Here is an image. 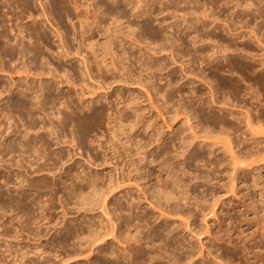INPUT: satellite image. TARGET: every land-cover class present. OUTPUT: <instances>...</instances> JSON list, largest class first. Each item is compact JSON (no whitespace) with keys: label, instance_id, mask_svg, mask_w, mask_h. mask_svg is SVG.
<instances>
[{"label":"bare ground","instance_id":"bare-ground-1","mask_svg":"<svg viewBox=\"0 0 264 264\" xmlns=\"http://www.w3.org/2000/svg\"><path fill=\"white\" fill-rule=\"evenodd\" d=\"M84 1L90 3V10L84 8L81 0H0V76L7 77V80H0V162L9 168L13 165L24 168V176L19 173L16 176L27 184L29 190L31 188L40 193L51 190L46 202L41 198L31 201L33 198L28 199L30 196L26 197L22 192V195H11L9 199L6 195L7 200L4 199L5 195L3 198L0 196V212L5 214L12 209L17 211L18 218L25 217L24 221L19 220V226L16 224L19 227L17 232V228L14 231L16 237L26 230L29 236L35 235V243L52 229H59V233L64 231V234L60 233L63 236L58 235L60 238L53 235L55 239L58 238L56 241H53L54 238L47 241L51 249L55 245L66 256L68 261H60L56 257L62 264L71 262L70 260L73 262L74 258L78 264L86 253L96 250L98 255L88 258V254L86 264H236L234 259L238 257L244 264H264V215L254 214L255 204L246 205L244 201L245 210L233 206L236 217L227 215L228 223L225 221L217 224L219 227H212L210 220L206 219L209 214L216 219L217 206L224 203L218 199L221 198V194H217L218 190L236 195L240 184L247 183L246 188L250 187V176L254 178L255 187L259 186L262 178L261 174L258 177L253 175L254 168L246 169L244 166L258 163L264 165V0ZM109 2L110 5L124 3L126 6L116 9ZM140 2H143L141 6ZM127 6L133 10L129 11L131 14ZM211 6L220 10L216 8L217 12H214V8H209ZM102 7L104 12H100L99 8ZM231 9L234 12H229L233 11ZM100 14L109 15L110 18L105 19ZM99 15L101 20L111 19V23L118 25L111 28L109 25L106 27V23L101 25L103 23L100 22ZM161 15L163 21H160ZM64 16L71 22L77 20L79 30L75 23L71 30L66 26L59 28L50 23L54 21L61 25L59 20ZM131 16L144 19L136 25L139 34H135V25L134 30L132 25L131 28L128 26L133 31L124 26L127 23L123 21L128 18L131 22ZM168 16L175 20L168 22ZM155 20L159 21L158 25L154 24ZM48 23L57 33V43L55 39L52 40L55 31L48 28ZM98 28L106 29L104 33L107 39L104 38L106 43L104 41L103 46L91 42V36H95L94 31ZM78 35L81 44L79 39V46L75 47L73 40ZM53 41L56 44L54 48L57 47L58 51L53 50ZM82 45L87 51H91L94 62L82 53ZM118 48H121L120 53ZM128 49H136L142 53L139 62L140 69H143L139 74L133 72L135 67L130 62L133 56L127 57ZM162 54H166L167 59ZM77 57H81V64L86 71L83 77L87 75V79L93 81L92 64H95L99 77L102 76L99 79H104L103 83L109 75L108 78L111 77L114 82L116 80V83L118 78L119 81L123 78L127 82L131 80L132 83L144 85L141 86L143 88H150L155 92L147 90L150 104H141L139 96L134 99H131L133 96L122 98L121 93L115 101H110L109 93L106 92L102 100L98 99L101 103H107L99 106H106H100L96 111L94 107L98 104L93 103L98 96L94 98L96 101L91 99L92 104L73 105V101L64 95L59 83L65 85L66 81L73 86L76 81L72 76L76 73L73 71L71 76L65 72L63 75L58 70L60 65H57L64 59L73 61ZM53 59L58 62L56 66ZM179 62V70L172 68V64L177 65ZM13 73H18L17 77L21 80V75H25L26 79L40 77L42 83L39 87L30 81L17 83ZM46 74L48 78H41L46 77ZM164 79L167 80V85L160 84L157 87ZM196 81L208 84L209 91L206 92ZM89 83L82 85V91L92 89ZM186 89L189 92L185 93ZM154 95L155 98L161 97L162 104H155ZM85 110L93 111L95 115H88L84 119L76 116L78 111ZM152 111L162 118L163 125L156 115L148 116ZM180 116L184 118H179ZM94 119L107 121L112 135L110 149L116 155L115 158L118 154L117 159L126 155V165L130 168L126 166L128 174L125 175L126 171L123 177L119 173L116 177L107 174L109 178L106 177L105 181L104 173L93 175L84 169L74 171V164H71L67 172H61L67 173V176H62L57 181L47 179L45 175L51 174L58 165L65 164L66 157L70 156L60 147L63 142L58 134L54 136L55 129H58L57 132H64L68 125L81 127ZM177 120L183 121L182 126H175L176 131L172 130V136H168L164 126L167 125L168 128L170 121L172 123ZM48 124L51 127H47ZM20 127L24 128L25 134L13 138L22 133ZM140 131L143 132L142 135ZM31 132L38 135L31 136ZM147 133L149 135L145 136ZM44 134H48L49 138ZM51 139L56 140L55 145L62 148L61 151H53ZM176 143L180 146L177 147ZM152 146L155 147L151 150ZM112 159L109 157L108 161H113ZM106 161L105 163L108 162ZM200 164H203L201 168L206 166L205 170L200 169ZM207 167L210 171L206 170ZM160 171L166 173L165 180L159 174ZM9 173L12 175L13 170ZM225 177L229 178V183L222 182ZM10 183V177L5 178V186ZM132 186L139 191L136 197ZM86 187L89 190L86 191ZM126 187H130V190H126ZM210 192L215 198L211 197L214 200L213 203L210 201L211 204L208 198V201L205 199V194L208 196ZM59 193L64 194V199L61 198L60 202L63 211L58 210ZM119 193L129 195V201L126 199L128 196L124 195L125 202L128 201L126 204L120 197H116L111 203L112 198ZM72 204L75 205L74 209L87 214L101 209L103 220L99 219L101 221L98 222L91 215V218L85 216L83 221L75 218L73 223H69L66 212L73 207L68 208ZM144 204L149 205L153 211L147 208L144 210ZM155 210L162 212L161 219L156 216ZM56 211L63 214L62 219L57 216L58 221ZM164 213L168 216L178 215L183 219H162L166 216ZM250 214L255 216L249 217ZM199 215L203 217L201 220L203 219L204 225L199 223ZM33 225L34 228L31 227ZM45 225L49 229L40 231ZM6 228L3 234L0 233L1 237L10 236L11 233L13 239L16 238L15 233ZM188 233L190 238L186 236ZM209 238L219 241V248L214 249L212 246L215 245H211ZM17 240L16 238L14 243H19ZM38 242L33 247L36 251H31L33 254L28 253L31 249L26 252L17 244L19 249L16 250L13 244V251L20 252L17 259L11 246L5 248L0 253V264H4L9 257L14 261L9 262L10 264H16V261L17 264L56 263V259L52 261L46 252L42 254L47 258L40 254V257L29 259L36 252L39 255L40 249L43 251L42 242ZM114 242L126 245L124 250H120ZM221 242H228L232 247H227L219 254L226 247H222ZM4 243L9 245L6 241ZM28 244L31 247L29 242ZM26 246L27 249L28 245ZM41 258L44 260L40 261Z\"/></svg>","mask_w":264,"mask_h":264},{"label":"rangeland","instance_id":"rangeland-1","mask_svg":"<svg viewBox=\"0 0 264 264\" xmlns=\"http://www.w3.org/2000/svg\"><path fill=\"white\" fill-rule=\"evenodd\" d=\"M147 1H149V0H147ZM86 1H82L81 0V3L83 4V6H84V8H89V2H86ZM149 2H151V0L149 1ZM110 3L111 2H109V5H110ZM121 5H110L111 7H116V9H118V7L119 8H121V9H123V8H125V7H123L124 5L126 6V4H122V3H120ZM143 4V2H140L139 3V5L141 6ZM92 5V4H91ZM95 5V4H94ZM97 5V4H96ZM95 5V6H96ZM211 4H209V6H210ZM113 7V8H114ZM128 7V6H127ZM154 8V7H153ZM212 11H216V8L218 9V11L220 10L218 7H216V6H211V7H209ZM91 9H92V6H91ZM100 10V12H104L105 10H103L104 8L102 7V8H99ZM128 9V12L129 11H132L133 12V10L131 9V7H128L127 8ZM89 10H90V8H89ZM231 10H233V9H231ZM214 11V12H215ZM217 12V11H216ZM229 12H234V10L233 11H229ZM130 14H131V12H129ZM106 14V13H105ZM104 14V15H105ZM101 15V14H100ZM99 15V20H100V22L101 23H103V24H101V25H105V23L107 24V25H105L106 27H108V25L110 26V28L111 27H113V26H117V25H114V24H116V23H114V22H112L111 23V19H108L107 21L105 20L106 18L105 17H107V18H110V16L108 15V16H103V15H101V16H103V18H105L104 20H101V16ZM166 14H164V16H165ZM132 17V18H131ZM131 17H129V18H131V22H129V20H128V18H127V20L125 19L124 21H123V23H127V25L126 24H124V26H125V28L126 27H128L129 25V27L131 28L132 26V29L137 25L138 26V24H140L139 22H143L144 21V19L143 18H140V20L139 19H136V18H134L133 16H131ZM163 17V15H161V16H159V18L161 19ZM172 16H168L167 17V21L168 22H172V21H174L172 18H171ZM102 18V19H103ZM136 19V20H135ZM112 20H113V18H112ZM60 24L61 25H59L58 23V25L56 24V22H50V23H54V26H58L59 28L63 25V26H66V27H68V29L70 28V30L72 29V25L74 24L77 28H78V30H79V24H78V22H77V20H73V22H71L69 19H67V17H65L64 16V18H61L60 20ZM103 21H106V22H103ZM160 21H163L162 19L160 20ZM158 22L159 21H157L156 22V20L154 21V24H156V25H158ZM29 23H31V22H29ZM50 23H48V25L50 24ZM109 23V24H108ZM137 23V24H136ZM110 24H113L112 26L110 25ZM47 25V24H46ZM53 25V24H52ZM132 25V26H131ZM135 25V26H134ZM104 26V27H105ZM136 26V28H137V30H135L136 32H135V34H139V29H138V27ZM52 27V26H51ZM50 27V25L48 26V28L53 32V31H55V29L52 27L51 28ZM103 27V26H102ZM128 27V28H129ZM128 28H127V30H128ZM129 28V30L131 31L132 29H130ZM135 28V29H136ZM103 29V30H102ZM61 30V29H60ZM104 30H106V29H104V28H101V29H96L95 31H94V35L95 36H91V42L92 43H94V44H96L97 43V45H99V46H103L104 44H103V42L104 43H106V40L104 39V38H106V34L104 33L105 31ZM134 30V29H133ZM132 30V31H133ZM100 31V32H99ZM102 31H103V34H102ZM138 32V33H137ZM57 35V33H56V31L54 32V35ZM100 34H102V35H100ZM52 36V40H54L56 43L59 41L58 40V37L57 36ZM103 36V37H102ZM77 38V39H76ZM72 39V38H71ZM74 39V38H73ZM76 39V40H75ZM75 39L73 40L74 41V45H75V47H77V46H79V42L81 41V38H80V36L78 35V36H76L75 37ZM80 39V40H79ZM107 39V38H106ZM79 40V42H77ZM54 41H53V50L55 49L56 51H58V49H57V47L56 48H54V46H56V44L54 43ZM94 41V42H93ZM99 42V43H98ZM59 44V43H58ZM80 44H81V42H80ZM87 45L86 46H88V42L86 43ZM83 46V45H82ZM153 46V45H152ZM84 47V48H83ZM83 47H81L82 48V53L83 54H85L88 58H90V61H92V62H94L93 60H94V58L92 57V54H91V51L88 49V51L86 50V48H85V46H83ZM127 47H129V44H128V46ZM119 49V53H120V49L121 48H118ZM54 50V51H55ZM117 50V49H116ZM117 52V53H118ZM128 52H129V54L127 55V57H129V55H131V56H133V58H131V56H130V62H131V64H133V66L135 67L134 68V71L133 72H135L136 74H139L140 73V71L142 72V70L141 69H143V67L140 69V67H141V63L139 62V57L142 55V53H139V51H137L136 49H128ZM138 52V53H137ZM136 54V56H135V54ZM46 54H48L47 53V51H46ZM134 54V55H133ZM50 55V54H49ZM136 58H135V57ZM162 56H164V59H167V55L166 54H162ZM52 57L53 56H51V58L50 59H52ZM81 57H77L76 59H74L73 61H69L68 59H64L62 62H56L57 60L56 59H53L52 60V62H53V64L56 66V64L58 63V65H57V67H59V65H60V69L58 68V70H59V73H63V75L64 74H66V73H70L69 75H71L72 76V72L74 71L75 73H76V75L75 76H72V78H74V82H75V84L72 86L71 84H69V83H66V81L64 82V84L65 85H63L62 83H59L60 84V86H59V84H58V86L61 88V89H63L64 90V95L70 100H72L73 101V105H76V106H78L79 104H92V102H91V99H96V96H98L97 97V101H98V103H96L97 101L94 99V101H96L95 103H93V104H98V105H96L95 107H94V110L96 111V110H98L99 108H101V107H103V106H106V105H103V106H99V104H107V103H101V102H99V100L98 99H100V100H102V97H104L105 95H106V92H107V94H108V97H109V100L110 101H115V99L117 98V95H119L120 93V95H121V97L122 98H128V97H131V96H133V97H131V99H134V98H136V97H141V104H142V102H143V104H150V101H148L149 100V97L147 96L149 93L148 92H154V91H151V89L150 88H147V87H141V86H144V85H141V84H138V83H132V81L131 80H129V81H131V82H127V80H124L123 78H122V80H123V82H120V81H122V80H118L117 79V83H116V80H115V82H114V79H110V78H108L109 77V75H107L106 76V78H107V80L105 81V83H106V85H105V83H103V80L102 79H99L100 77H102V76H100L99 77V72L97 71V68H96V66H95V64H92V70H93V77H94V79H93V81H91L90 79H87L88 77H87V75H85L84 77H83V73H86V71L84 70V66H82V64H81V59H80ZM138 58V59H137ZM78 59V60H77ZM93 59V60H92ZM186 59H188V58H186ZM55 60V61H54ZM80 60V61H79ZM77 61H79V62H77ZM56 62V63H55ZM138 62V63H137ZM137 68V69H136ZM172 68H177L178 70L180 69V62H179V64H177V65H173L172 64ZM65 69H67V70H65ZM140 69V70H139ZM132 70H133V68H132ZM69 71V72H68ZM66 72V73H65ZM14 74V75H13ZM12 75L14 76V77H16L15 78V81L17 82V83H19V82H24V83H26V82H28V81H30V83H32L33 85L35 84L36 86H38V85H40V83H42V81L40 80V77H36L37 79H26L25 78V75L24 76H22L21 75V77H22V80H21V78H19V77H17V74L18 73H13ZM82 74V75H81ZM144 74H147V72L146 73H144ZM48 74H46V77L44 76V77H41V78H48L49 76H47ZM62 75V74H61ZM120 77V76H119ZM5 78V80H7V77H1L0 76V80H2L3 81V79ZM104 78V77H103ZM105 78V79H106ZM65 79V78H64ZM98 79V80H97ZM27 80V81H26ZM102 81V82H100V81ZM112 80V81H111ZM187 80V79H186ZM185 80V81H186ZM43 81H45L46 82V79H44ZM86 81V82H85ZM91 81V82H90ZM99 81V82H98ZM125 81V82H124ZM44 82V83H45ZM50 82H52V81H50ZM87 84V83H89V84H91L92 85V89H90V90H87V92H86V90H84V91H82V89L81 88H84V87H82V85L84 86V84L85 83ZM96 82V83H95ZM111 82V83H110ZM127 82V83H126ZM166 82H167V80L166 79H164L163 81H161V83H159V86H157V87H160L161 85L162 86H166L167 84H166ZM182 82H184V81H182ZM99 83V84H98ZM104 85H103V84ZM112 83H114V84H112ZM62 84V85H61ZM81 84V85H80ZM161 84V85H160ZM196 84L198 85V84H200V85H202V88H204L205 90H206V92L207 91H209V89H210V87H209V85L208 84H206V83H204V82H199V81H196ZM34 85V86H35ZM90 85V86H91ZM96 85H97V87H96ZM104 87V88H99V87ZM39 87V86H38ZM106 87V88H105ZM191 87H192V85H191ZM188 88V87H187ZM149 89H150V91H149ZM147 90H148V92H147ZM83 92H84V94H83ZM135 92V93H134ZM187 92H189L188 91V89H186V92L185 93H187ZM16 93H17V90H15V92H14V96H16ZM138 93H139V95H138ZM155 93V92H154ZM164 93V92H163ZM82 94V95H81ZM86 94V95H85ZM131 94V95H130ZM103 95V96H102ZM13 96V97H14ZM135 96V97H134ZM85 98V99H84ZM145 98V99H144ZM154 98H155V95H154ZM158 98H160V100L158 99ZM78 99H80V100H78ZM126 99H124V100H126ZM187 99V98H186ZM189 99V98H188ZM6 100L7 99H5L4 101L6 102ZM158 100V101H157ZM162 99H161V97L159 96V97H156L155 98V104H162V101H161ZM4 101H2V104H3V102ZM160 101V102H159ZM86 102H88V103H86ZM145 102V103H144ZM113 104H115V102L113 103ZM168 104H170L169 102H168ZM171 104H174V102L173 103H171ZM223 104V103H222ZM115 107V106H114ZM114 111V110H113ZM115 112V111H114ZM95 113V112H94ZM93 113V111L92 112H90V111H88V110H85L84 112H80V111H78V113H77V117L78 118H81V119H84L86 116H90V115H92V114H94ZM95 115V114H94ZM152 115H156L157 117H158V115L156 114V112L155 111H152L148 116H152ZM161 117H158V121H159V123L161 124V125H163V120H162V118L160 119ZM179 118H184L183 116L181 117H179ZM178 118V119H179ZM168 120H169V117H168ZM182 122L183 121H181V122H179V120H177V121H174V122H172L171 123V121H170V123H171V125H170V123L168 124L169 126H168V128L170 127V129H168L167 128V125L166 126H164V129H165V133H167L168 134V136L170 135V136H172L171 134H170V132H172V130H175L174 128H175V126H182ZM181 123V124H180ZM56 124H54V126H55ZM50 125L48 124L47 125V127H49ZM119 126V125H118ZM51 127V126H50ZM178 127H176V129H177ZM20 132H22V133H19V134H17V136H13V138L14 137H19L18 135H24L25 134V132H24V128H22V127H20ZM56 131H55V135L54 136H57V134L60 136V138H61V140H62V145H60V147L62 146L63 147V152H65L66 154H70V156H67L66 157V162H65V164H63V165H58L59 167L56 169V170H53V174L54 175H52V173L51 174H48V175H45V177H48L47 179H50V180H53V181H57L58 179H60L62 176H67V173L66 174H61V172H67V170H68V167L71 165V164H74V171H82L83 169L85 170V171H88V172H90L91 174H93V175H96L97 173H104L103 175H106L105 176V181L107 180V178H109V177H107V174H108V176L109 175H113V177H116V176H119V174L120 175H122V177L124 176V174H125V171H126V174L125 175H127L128 173H127V171H128V169H130L127 165H126V161H127V157H126V155H123V156H119V157H121V158H119V159H117L118 158V154H117V158H115L116 157V155H114V152L112 151V149H110V146H109V141L111 140V138H112V135H111V133H110V131H109V127H108V124H107V121H104V122H101V121H96L95 119L94 120H89V121H87V122H85V124H83L81 127H78V126H73V125H68L66 128H65V131L64 132H57V130L58 129H55ZM49 131V130H48ZM142 131V130H141ZM140 131V133H141V135H142V133L143 132H141ZM176 131V130H175ZM47 133H49V132H47ZM140 133H138L139 134V136H140ZM153 134V133H152ZM36 135H38V133L36 134V133H32L31 132V136H36ZM46 137H48V134H44ZM144 135V134H143ZM148 136L149 134L147 133V134H145V136ZM49 138V137H48ZM122 138L124 139V140H126L125 139V137L124 136H122ZM51 141H52V149H53V151L54 152H57V151H61V149H60V147L59 146H57V145H55V141L56 140H52L51 139ZM54 141V142H53ZM138 141H139V139H138ZM114 142H116V141H114ZM125 142V141H124ZM178 143V142H177ZM176 143V146L177 147H179L180 146V144H177ZM119 146V145H118ZM155 146H152V147H150L151 148V150L154 148ZM122 151V150H121ZM125 156V157H124ZM109 157H111V159L113 160V161H111V160H109L108 161V159H109ZM124 158H126V160H124ZM109 162V164H107L108 162ZM118 160V161H117ZM105 161L107 162V163H105ZM125 161V163H123ZM110 162H112L111 164H110ZM246 162H248L249 163V160L247 161L246 160ZM101 163H103V164H101ZM97 164H99V166L97 165ZM113 164V165H112ZM259 164H261V163H258V164H253L252 166L250 165L249 167L248 166H244V168H246V169H252V168H254V171H253V175H255L256 177H258L259 175L258 174H261V181H263L264 180V165L262 164V165H259ZM102 165V166H101ZM115 165V166H114ZM126 166H127V168H126ZM200 166V169L202 170H205L204 168H206V166H204L203 168H201L202 166H203V164H202V166H201V164L199 165ZM116 168V169H115ZM208 168L209 167H207V169L206 170H208ZM256 168H258V169H256ZM76 169V170H75ZM78 169V170H77ZM116 171H115V170ZM118 169V170H117ZM122 169V170H121ZM11 170H13V173H12V175H11V173H9ZM102 171V172H101ZM208 171H210V170H208ZM117 172V173H116ZM120 172H123V174L122 173H120ZM17 173H19V174H21V175H23L24 176V168H20V167H18V166H16V165H13V167L12 168H9L8 166L7 167H5L4 166V163L3 162H0V186L2 187V190L0 191V196L3 198V195H5L4 196V199L5 200H7L6 198L8 197V199L11 197V195L12 196H16L17 194L20 196V195H22V193H25L26 194V197H28V196H30L28 199H30V198H33V199H30L31 201L32 200H35L36 198H41V200H43V202L45 201L46 202V200H48L47 199V197H48V195L50 194V192H51V190L50 189H48V190H45V191H43V193H40V192H37V191H33V190H31V188H30V190L26 187V183H23V181H22V179L21 178H17V176H16V174ZM119 173V174H118ZM115 174V175H114ZM116 174H118V175H116ZM159 174H162L161 176L164 178V180H165V178H166V173L165 172H161L160 171V173ZM225 176V175H224ZM223 176V177H224ZM10 177V179H11V183L7 186H5V178H9ZM34 177V176H33ZM44 177V176H43ZM44 177V178H45ZM107 177V178H106ZM40 178V177H39ZM134 181V180H133ZM261 181H260V184H259V186L257 187H255V183H254V178L253 177H251L250 176V183H249V188L247 189L246 188V184L247 183H245V184H240L239 185V189L237 190L238 192L236 193V195H232V194H227V193H225V192H222V191H220L219 192V190L217 191V194L218 195H220V197L221 198H218L220 201H223L224 203L223 204H219L218 206H217V210H216V212H217V215H216V219H214L215 217L214 216H211L212 214H209L208 216L209 217H207L206 219L209 221V223L211 224V226L212 227H219L218 225H220L222 222L224 223L225 221V223L227 224L228 222V218H229V216L230 215H232V216H235L236 217V212H235V210L233 209L234 207H238V209H242V210H245V205H243V203H244V201H245V203L244 204H246V205H250V204H253V206H254V204H255V208H253L254 209V214H255V212L256 213H258V215L259 216H261V215H264V183H261ZM22 182V183H21ZM216 182V181H215ZM222 182H224V183H229V178H224L223 180H222ZM126 185H128L127 183H126ZM263 186V188H261ZM1 187H0V189H1ZM135 187V186H134ZM133 186H132V188H133V190H134V196L136 197L137 195L136 194H138V190H136L135 188H134ZM130 187H126V190L128 189V191L130 190L129 189ZM22 190V191H21ZM59 191H60V189H58ZM85 190L87 191V190H89V188H85ZM125 190V191H126ZM136 190V191H135ZM127 191V192H128ZM22 192V193H21ZM137 192V193H136ZM21 193V194H20ZM61 193V192H60ZM59 193V195H58V198L60 197V199H58V210L59 209H61L62 208V203H60L61 202V198H62V200L64 199L63 198V196H64V194H60ZM223 193V194H222ZM15 194V195H14ZM120 194H122V195H120ZM227 194V195H226ZM6 195H7V197H6ZM17 195V196H18ZM62 195V196H61ZM125 195V194H124ZM123 195V193H119V194H117L116 196H114L115 198H112L113 200L111 201V203H113L114 202V199L116 200V197H120L121 198V200H123V201H121V202H123V203H127L128 201H129V195H125L124 196ZM207 195V193L205 194V199L206 198H208L209 199V201L208 202H214V200L213 199H215V198H213L212 197V195H211V192H210V194L208 193V196H206ZM122 196H123V198H122ZM225 196V197H224ZM235 196H236V198H235ZM42 197H43V199H42ZM213 199H212V198ZM219 197V196H218ZM49 198V197H48ZM128 200V201H126L125 202V200L126 199ZM238 198V199H237ZM212 199V200H211ZM227 199V200H226ZM256 199V200H255ZM30 200H28V202L30 201ZM211 202H210V204H211ZM226 202V203H225ZM231 202V203H230ZM47 203H48V201H47ZM46 204V203H45ZM229 204V205H228ZM237 204V205H236ZM225 205V206H224ZM71 206H73V207H71ZM74 206L75 205H69L68 206V208H70V210H68L67 209V212L66 213H68L67 214V218H68V220H69V223H73V221H74V219L76 218H78L79 219V221H83V219H84V217L86 216V217H88V218H91L92 216L91 215H93L95 218H96V221H98V222H100L101 220H103V216H102V210L101 209H98V210H95L93 213L92 212H88V214H87V212L86 213H84L83 211V213L81 212V211H78L76 208L74 209ZM234 206V207H233ZM61 207V208H60ZM112 208H113V206H111ZM191 207H193L192 205H191ZM223 209L224 207V209L222 210L221 208ZM244 207V208H243ZM143 208H144V210H145V208H147L149 211H153V209L149 206V205H147V204H144V206H143ZM63 209V208H62ZM60 210V211H63V210ZM72 209V210H71ZM74 209V210H73ZM231 210V211H230ZM234 210V211H233ZM60 211H56V219L60 216V218L63 216V214H62V212H60ZM156 211V210H155ZM154 211V212H155ZM226 211V212H225ZM228 211V212H227ZM258 211V212H257ZM101 212V213H100ZM230 212V213H229ZM61 213V215H59ZM92 213V214H91ZM162 213V212H161ZM161 213H159L158 211H156V216H158V218H160L161 219ZM54 214V215H55ZM98 214V215H97ZM221 214V215H220ZM254 214H250L249 215V217H254L255 215ZM69 215V216H68ZM99 215H101V217L99 216ZM164 215H166L165 217H162V219H164V218H169V219H173V220H179V217L181 218L180 220H182L183 218L181 217V216H178V215H171V214H169V216L166 214V213H164ZM163 215V216H164ZM227 215H229V216H227ZM58 216V217H57ZM66 216V215H65ZM174 216V217H173ZM178 216V217H177ZM200 217H199V220H200V224H203L204 225V222H203V219L201 220V218H203V217H201V215H199ZM217 216H218V218H217ZM226 216V217H225ZM247 216H248V214H247ZM70 217V218H69ZM185 217V216H184ZM25 218V217H24ZM21 219V218H18V216H17V211L15 212L14 210H7L6 212H5V214L1 211L0 212V233L1 234H3L4 233V228H9L8 229V231L10 230V232H12L13 231V233H15V232H17L18 231V226H19V223L21 224V222L22 221H24L25 219ZM59 218V219H60ZM63 218V217H62ZM61 218V219H62ZM226 218V219H225ZM17 219V220H16ZM70 219H71V222H70ZM82 219V220H81ZM99 219H101L100 221H99ZM220 221H218V220ZM221 219V220H220ZM223 219H225L224 221H223ZM21 222H20V221ZM13 221H15V222H13ZM17 221V222H16ZM19 221V222H18ZM57 221H58V219H57ZM202 221V222H201ZM219 222V223H217V222ZM43 222H46V221H43ZM97 222V224L99 225V223ZM107 222V220H105V223ZM215 222V223H214ZM3 223L4 224H6V225H3ZM10 223H12V224H10ZM18 223V224H17ZM16 224L18 225V226H16ZM218 224V225H217ZM13 225H15V227L13 226ZM101 225H103L102 223H101ZM6 226V227H5ZM11 226V227H10ZM14 228H13V227ZM46 226V227H45ZM45 226H43L42 227V230L40 229V231H43V232H45L44 231V229L47 231V229H49V228H47V225H45ZM104 226V225H103ZM4 227V228H3ZM31 227H33L34 228V225L33 226H31ZM45 227V228H44ZM6 228V229H7ZM12 228V229H11ZM15 228H17L16 229V231H15ZM47 228V229H46ZM59 228V227H58ZM3 229V230H2ZM14 229V230H13ZM15 231V232H14ZM26 231V230H25ZM25 231H22L21 233H18V236H20V237H16V233L14 234L15 236L14 237H16L18 240L16 241V242H19V243H14V241L16 240V238H14L13 239V234H11L10 232V236H7V237H9V239L6 237V235L4 236V235H2V237H1V235H0V247H1V254H2V250H6L7 249V247H9V246H11L12 247V251H13V249L15 248L16 250H18L21 246L23 247V249L24 250H26V252H28V253H30L31 251H36V248L34 249L33 247L35 246H37V244L36 243H38L39 244V242L38 241H40V242H42L41 243V247H42V250L43 251H40L39 250V255H38V253L36 252V254L35 255H32L33 254V252H31L32 254V256H31V258H29V259H33V258H36L37 256L38 257H40V254H42V252H46L45 254L46 255H50V256H47V257H49L51 260L53 259H56V257L60 260V261H64V260H67L66 259V256L64 255V254H62L63 252H61L62 250L61 249H58V247H54V246H52L53 248L51 249V245L48 243L49 242V240H52L53 238V241H56L58 238H56L55 239V237H56V235L58 236H63V235H61L63 232L61 231L60 233H59V229L58 230H48V231H50V233H44V234H46V235H43V239L42 238H40V240H37V242L35 241V243L33 242V240L35 239V235L33 236V235H31V236H29V234L27 233V232H25ZM3 232V233H2ZM24 232V233H23ZM39 232V231H38ZM251 232V231H250ZM58 233V234H57ZM134 233V232H133ZM185 233V232H184ZM21 234V235H20ZM41 234H42V232H41ZM64 234V233H63ZM55 237H54V236ZM3 236H4V239H2L3 238ZM42 236V235H41ZM47 236V237H46ZM58 236V237H59ZM186 236H188L189 238L191 237V235H189V233L188 234H186ZM28 237V238H27ZM31 237V238H30ZM40 237V236H39ZM46 237V238H45ZM59 237V238H60ZM33 238V239H32ZM52 238V239H51ZM211 238V237H210ZM209 238V239H210ZM8 239V240H7ZM11 240V241H10ZM32 240V241H31ZM207 239H205V241H206ZM2 241H3V243H2ZM7 242V244H9V245H4L5 243L4 242ZM9 241H10V243H9ZM48 241V242H47ZM110 241V240H109ZM25 244H24V243ZM28 242L31 244V247H29V244H28ZM111 242V241H110ZM210 242H212L211 243V245L213 244V245H215V246H212V247H214V249H216V248H219V244H220V242L219 241H215V240H212V239H210ZM218 242V243H217ZM50 245H48V244ZM115 243V245H117L118 246V248H120V250H124V247L126 246V245H123V243H116V242H114ZM197 243V242H196ZM223 242H221V244H222ZM13 244H15V247H14V245ZM18 245V247H17V245ZM19 244H21L20 246H19ZM48 246H47V245ZM198 245H199V243H197ZM224 244V243H223ZM221 245L222 247H225V248H222L221 249V251L219 252V254H221V252H224L225 251V249L228 247V248H231L232 246L227 242L226 244H224V245ZM26 245H28V248L26 249L25 247H27ZM210 245V246H211ZM217 245V246H216ZM230 246V247H229ZM14 247V248H13ZM48 247V248H47ZM6 248V249H5ZM47 248V249H46ZM55 248V249H54ZM60 248V247H59ZM227 248V249H228ZM14 249V250H15ZM28 249H31V250H28ZM23 250V251H24ZM28 250V251H27ZM46 250V251H45ZM52 250V251H51ZM57 250V251H56ZM38 251V250H37ZM57 252H59V253H57ZM61 252V253H60ZM13 253H14V257L15 256H17V254H19L20 252H18V253H16V251L14 252L13 251ZM13 253H12V255H13ZM15 253H16V255H15ZM51 253V254H50ZM52 253H54V254H52ZM91 253V252H90ZM86 253L87 255H84V258H83V256H81V258H83V260L82 261H80L79 262V260L78 261H76V262H79L78 264H86V262L88 261V259H87V256H88V254L90 255L88 258H95L97 255H98V252H97V250H96V252H93V253ZM0 254V255H1ZM45 254H42L44 257L46 256ZM96 254V255H95ZM207 254V253H206ZM42 255H41V257H42ZM64 255V256H63ZM29 256V257H30ZM34 256V257H33ZM36 256V257H35ZM63 256V257H62ZM43 257V258H44ZM47 257H45V258H47ZM53 257V258H52ZM65 257V258H64ZM86 257V258H85ZM4 258V257H3ZM18 258V256L17 257H15V259H17ZM43 258H41L40 259V261L43 259ZM61 258V259H60ZM62 258H64V259H62ZM80 258V259H81ZM58 259H56V260H54L56 263H54V264H62L60 261H58ZM77 259V258H76ZM44 260V259H43ZM52 260V261H53ZM210 260H212L211 258H210ZM12 261V257L10 258H8L7 259V261H5L4 262V264H10L9 262H11ZM34 261V260H33ZM68 261V260H67ZM66 261V262H67ZM71 262H72V260H70ZM83 261H85V262H83ZM239 260V257L236 259H234V262L237 264V263H242V264H244V262L243 261H240ZM12 262H14V261H12ZM19 262V261H18ZM51 262V261H50ZM71 262H67V263H65V264H68V263H70V264H72V263H74V264H76L75 263V258H74V260H73V262L71 263ZM33 263H35V261L33 262ZM52 263V262H51ZM50 263V264H51ZM11 264H13V263H11ZM16 264H17V261H16ZM45 264H47V263H45ZM64 264V263H63Z\"/></svg>","mask_w":264,"mask_h":264}]
</instances>
